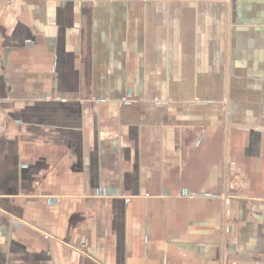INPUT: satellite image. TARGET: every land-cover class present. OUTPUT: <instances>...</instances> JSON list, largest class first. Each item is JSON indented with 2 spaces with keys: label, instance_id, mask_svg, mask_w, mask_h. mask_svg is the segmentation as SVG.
Segmentation results:
<instances>
[{
  "label": "crops",
  "instance_id": "1",
  "mask_svg": "<svg viewBox=\"0 0 264 264\" xmlns=\"http://www.w3.org/2000/svg\"><path fill=\"white\" fill-rule=\"evenodd\" d=\"M0 264H264V0H0Z\"/></svg>",
  "mask_w": 264,
  "mask_h": 264
}]
</instances>
